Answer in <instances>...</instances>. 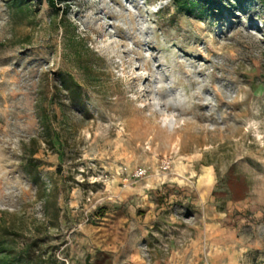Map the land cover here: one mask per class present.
I'll return each instance as SVG.
<instances>
[{
    "label": "rangeland",
    "instance_id": "obj_1",
    "mask_svg": "<svg viewBox=\"0 0 264 264\" xmlns=\"http://www.w3.org/2000/svg\"><path fill=\"white\" fill-rule=\"evenodd\" d=\"M23 1L0 0V211L65 264H264V7Z\"/></svg>",
    "mask_w": 264,
    "mask_h": 264
},
{
    "label": "trees",
    "instance_id": "obj_2",
    "mask_svg": "<svg viewBox=\"0 0 264 264\" xmlns=\"http://www.w3.org/2000/svg\"><path fill=\"white\" fill-rule=\"evenodd\" d=\"M55 7L56 2L65 0H47ZM224 0H173L175 10L184 14H197L204 17L212 9H218ZM236 4L241 0H231ZM250 1V0H242ZM261 7H264V0H255ZM17 6H21L24 1H15ZM235 5L230 4L228 9H233ZM60 85L67 93L68 100L76 103L82 99L81 86L74 78L68 74H61ZM51 145L56 149L62 144L58 138L51 139ZM36 181L35 179L33 180ZM161 197H163L161 195ZM164 198V197H163ZM158 204V200H157ZM57 212V210H56ZM57 215V213H56ZM52 238L45 223L37 217L29 218V222L24 219H17L8 211H0V264H65L56 255L53 246H49ZM85 264H112L111 258L104 252L99 253L93 259L87 256Z\"/></svg>",
    "mask_w": 264,
    "mask_h": 264
},
{
    "label": "crops",
    "instance_id": "obj_3",
    "mask_svg": "<svg viewBox=\"0 0 264 264\" xmlns=\"http://www.w3.org/2000/svg\"><path fill=\"white\" fill-rule=\"evenodd\" d=\"M151 205V206H150ZM137 208H141V209H147V212L149 213L150 212V210H152L153 208V203L152 202H148V203H145V204H141V205H139V206H136ZM139 218V217H138ZM132 219L130 220V219H128V218H126L125 220L123 219L122 220V222H121V224L123 223V224H126V226H127V228L129 227V225H130V223H132ZM142 227L143 228H145L146 227V225L144 224V225H142Z\"/></svg>",
    "mask_w": 264,
    "mask_h": 264
},
{
    "label": "bare ground",
    "instance_id": "obj_4",
    "mask_svg": "<svg viewBox=\"0 0 264 264\" xmlns=\"http://www.w3.org/2000/svg\"><path fill=\"white\" fill-rule=\"evenodd\" d=\"M159 48V47H158ZM166 58V57H165ZM194 65V64H193ZM163 75V74H162ZM140 76L134 77L130 79V84L132 85V88L135 87L134 81L137 80V78H139ZM132 82V83H131ZM134 84V85H133ZM203 117V116H202ZM201 117V118H202Z\"/></svg>",
    "mask_w": 264,
    "mask_h": 264
},
{
    "label": "built area",
    "instance_id": "obj_5",
    "mask_svg": "<svg viewBox=\"0 0 264 264\" xmlns=\"http://www.w3.org/2000/svg\"><path fill=\"white\" fill-rule=\"evenodd\" d=\"M143 173H144L143 170H139V171H137V173L135 174V176H141Z\"/></svg>",
    "mask_w": 264,
    "mask_h": 264
}]
</instances>
